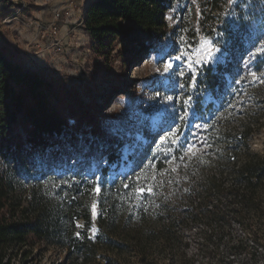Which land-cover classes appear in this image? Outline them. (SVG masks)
<instances>
[{"label":"trees","instance_id":"trees-1","mask_svg":"<svg viewBox=\"0 0 264 264\" xmlns=\"http://www.w3.org/2000/svg\"><path fill=\"white\" fill-rule=\"evenodd\" d=\"M197 15L198 31L193 32L218 33L230 49L228 63L206 67L198 79L221 100L229 94L227 76L235 77L236 62L263 40L264 0H90L83 26L94 52L107 60L118 49L127 67L184 29L172 27L169 19L186 22ZM253 70H264L261 53L254 56ZM72 100L63 83L24 69L0 48V264H32L52 244L73 251L59 234L62 209L44 201L46 206L32 210L23 197L21 159L30 168L52 172L80 153L88 164L102 152L109 159L119 156L120 139ZM169 112L168 107L167 116ZM212 122L208 120L207 130L211 146L193 149L195 155L187 151L192 135L179 144L171 143L173 135L158 144L161 131L138 157L130 156L129 178L134 182L149 176L153 191H145L124 217L118 210L113 216L124 225L123 245L141 264H153L166 254L170 264H259L264 257V149L252 146L264 122L250 119L238 129L225 120H218L215 129ZM106 169L101 167L103 178ZM213 255L215 262L210 261Z\"/></svg>","mask_w":264,"mask_h":264},{"label":"rangeland","instance_id":"rangeland-1","mask_svg":"<svg viewBox=\"0 0 264 264\" xmlns=\"http://www.w3.org/2000/svg\"><path fill=\"white\" fill-rule=\"evenodd\" d=\"M89 1L0 0V48L5 55L24 69L63 83L71 102L72 98L79 100L84 111L120 139V146H116L119 156L113 159L102 152L88 164L80 153L72 160L59 162L52 172L30 168L21 159L23 197L31 201L32 210L46 206L44 201L62 209L65 215L59 220V234L64 236V244L73 249L68 253L65 247L52 244L39 252L32 264H141L123 245L124 225L113 216L118 210L124 217L143 197L138 196L136 188L151 184L149 176L131 181L128 173L134 162L130 156L138 157L161 131L158 144L173 134L179 139L190 134L187 148L191 144L201 150L213 141L207 137L209 119L215 129L220 125L218 120L236 129L250 119L264 122V70H253L257 50L243 54L236 62L235 77L227 76L229 94L218 100L200 86L198 79L206 67L216 69L232 57L218 33L193 32L192 29L198 31L199 15L186 22L169 19L172 27L180 24L184 29L176 30L166 45L150 49L145 60L126 67L118 49L107 60L91 49V38L83 26ZM206 42L220 49L215 52V60L207 58ZM262 46L264 37L258 48ZM260 53L264 57V52ZM181 54V59H175ZM169 61L172 67L165 72ZM252 146L263 151L264 129L255 133ZM101 167H107L105 178ZM98 185L99 194L94 191ZM235 230L243 234L241 227ZM190 245L188 251L193 254L194 243ZM170 258L166 254L153 264H170ZM200 260L202 263L205 258ZM211 260L215 262L216 257L211 256ZM262 263L264 257L259 264Z\"/></svg>","mask_w":264,"mask_h":264},{"label":"snow or ice","instance_id":"snow-or-ice-1","mask_svg":"<svg viewBox=\"0 0 264 264\" xmlns=\"http://www.w3.org/2000/svg\"><path fill=\"white\" fill-rule=\"evenodd\" d=\"M203 51H204V50L202 49V52H203ZM218 51H220V49H216V48L214 47V45H212L211 43L206 42V53H205V54H206V56H207L208 59H210V60H215V59H216V57H215V52H218ZM260 52H264V46H262V47H260V48H257V53H260ZM182 56H183V54H181V55H179V56H176L175 59L179 60V59L182 58ZM171 67H172V64H171V62L169 61L168 64L165 66L164 71L167 72ZM189 67H191V64L189 65ZM182 74H183V73H181V75H182ZM169 99H171V97H169ZM190 99H191V97H189V100H190ZM185 103H187V101H185ZM181 119H183V117H181ZM171 143H172V144H179V138L176 137L175 134H173V138L171 139ZM181 147H183V145H181ZM194 148H195V145H191V144H190V145L188 146L187 151H188V152H193V149H194ZM193 155H195V152H193ZM180 159H183V157L181 156ZM172 171H175V168H173ZM153 179H154V177H153ZM125 187H128V185H125ZM94 191H95L97 194L100 193L101 188L99 187V185L94 189ZM145 191H147L149 194H151L152 191H153V189H152V187H151L150 185L147 186L146 188H144V187H140V188H137V189H136V192H137L138 196H142V195L145 193ZM95 207H96V205L93 204V211H94V214H95Z\"/></svg>","mask_w":264,"mask_h":264},{"label":"built area","instance_id":"built-area-1","mask_svg":"<svg viewBox=\"0 0 264 264\" xmlns=\"http://www.w3.org/2000/svg\"><path fill=\"white\" fill-rule=\"evenodd\" d=\"M59 15H60L59 13L56 14V16H59Z\"/></svg>","mask_w":264,"mask_h":264}]
</instances>
